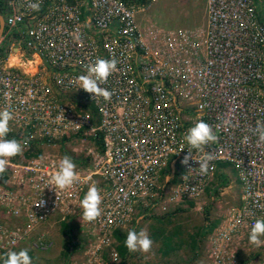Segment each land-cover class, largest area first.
<instances>
[{"label": "built area", "instance_id": "1", "mask_svg": "<svg viewBox=\"0 0 264 264\" xmlns=\"http://www.w3.org/2000/svg\"><path fill=\"white\" fill-rule=\"evenodd\" d=\"M1 2L0 110L13 116L6 138L24 148L17 155L23 160L10 161L0 176V257L24 242L48 246L45 231L35 236L41 227L73 218L90 264L105 262V248L117 260L116 231L141 206H153L169 165L180 178L166 197L178 204L212 191L221 164L230 163L239 203L221 207L206 245L208 264H236V239L249 238L264 219V143L253 132L264 123V0H207V26L179 31L143 29L125 0ZM99 58L117 61L100 83L112 93L109 101L77 89V77ZM199 121L218 138L193 150L197 159L213 155L207 175L196 161L181 163L184 136ZM72 140L84 147L85 161L76 164L78 182L56 194L48 184L62 156L52 150ZM93 184L101 215L86 222L80 202Z\"/></svg>", "mask_w": 264, "mask_h": 264}, {"label": "rangeland", "instance_id": "2", "mask_svg": "<svg viewBox=\"0 0 264 264\" xmlns=\"http://www.w3.org/2000/svg\"><path fill=\"white\" fill-rule=\"evenodd\" d=\"M140 1L141 0L131 1V4L136 6V15L138 16L140 26L147 31L149 30V25L152 23L158 24L157 26L172 27L175 29H189L186 27L194 26H198L200 27L198 29H202L204 24L207 23V0ZM154 29L155 28H153V30ZM153 30L150 29V31ZM83 148L84 147H82L78 140H72L71 142L66 141L58 144L57 148L52 151L60 154L62 158L64 156L72 157L71 159L75 164H80L84 156V152H82ZM40 154H42V151ZM14 158H10V161H12L11 159H13L12 162H16L15 160H23V158L20 159L18 156ZM82 160L85 161V159ZM221 167H223L221 173H226L223 184L220 183L221 173H218L216 182L213 187L210 188L212 191H209V194L206 193L208 195L205 194L206 196L204 195L198 200L181 201L178 204L167 201L165 190L167 186L173 184L171 181L174 177L180 178V174L174 172L175 175H168L172 177L168 182H166V177L168 176L163 177L161 184L162 188L160 189L161 193L159 192L160 195L154 196L150 202V204H153L152 208L150 206H141L139 208L141 213L138 212L137 216L133 217L130 223L121 230L125 236H127L130 230H135L137 232L140 230L146 231L152 240L150 251L147 253L128 252L125 258L119 256V258L115 260L112 256L111 248H105V262L103 264H208L207 256L209 254L207 253L206 240L222 220L221 209H226L230 205L239 203L241 190L240 181L237 178L239 175L233 165L230 163H223ZM7 169H9V166ZM142 209H145V211ZM53 220L44 227H41L40 232L35 234V236L39 237L41 232L45 231L44 240L45 242H49L48 246L44 245L41 246V248H33L29 242H24L12 249V251L27 249L32 258V264H90L88 261L89 255L85 254L87 248L86 241L84 242L80 237L78 239L76 238V248L79 249L69 250L66 260L62 259L64 252H66L65 245L66 243L69 244L72 237L63 232V222H60L59 219ZM68 220L73 222V218ZM205 221L208 222L209 227L214 224L215 226H213L212 231L202 239L200 250L197 255L190 252L189 243L184 244L171 255H163L161 248L163 246L162 240L164 239V234H169V232L176 233V238L178 237L177 234L186 236L187 234L195 232ZM261 240L264 241V237H261ZM72 241L74 242V239ZM235 244H238V248L235 249L234 254L237 259L236 264H264V245L256 247L249 242V238L240 237L236 239ZM95 257L96 256H94L93 260ZM233 264H235V262H233Z\"/></svg>", "mask_w": 264, "mask_h": 264}, {"label": "clouds", "instance_id": "3", "mask_svg": "<svg viewBox=\"0 0 264 264\" xmlns=\"http://www.w3.org/2000/svg\"><path fill=\"white\" fill-rule=\"evenodd\" d=\"M30 7L34 11H39L40 5L39 3H31ZM116 69L117 61L115 59H97L94 64L88 66L87 74H81L77 77V89H83L85 92L92 94L94 99L96 97H103L105 101H109L112 93L105 88H101L100 83L106 82L108 77L115 72ZM11 119H13L11 112L7 109L0 110V176L7 170L10 158L20 155L24 148V145L20 141L6 138L10 131L9 121ZM224 124L226 126H231V118L225 119ZM253 132L258 136V141L264 143V123L258 122ZM217 139L212 127L208 123L204 121L197 122L193 127L188 129L184 136V140L189 147L181 163L183 165H189L190 161H196L199 164V174L207 175L210 162L214 159L213 155L206 154L202 158L197 159L193 154V150L202 151L205 145L215 143ZM183 150L184 148H181L178 152ZM191 169L193 168L190 167V170ZM171 179V176L166 177V182ZM78 180L79 177L76 172V164L71 157L64 156L59 161L57 171L51 175L48 186H51L57 194V189L64 190L69 188L74 183L78 182ZM101 203L102 197L100 192L93 184L88 188V191L80 202V206L83 210V221H95L101 215ZM39 204H43V201L40 200ZM261 237H264V219H257L251 227L249 242L256 247H260L264 245V241L261 240ZM124 244L130 253H147L152 247V240L144 230L138 232L130 230L127 233ZM0 264H32V258L27 249H21L19 251L8 252L5 256L0 257Z\"/></svg>", "mask_w": 264, "mask_h": 264}, {"label": "trees", "instance_id": "4", "mask_svg": "<svg viewBox=\"0 0 264 264\" xmlns=\"http://www.w3.org/2000/svg\"><path fill=\"white\" fill-rule=\"evenodd\" d=\"M128 3H131V1H139V0H125ZM141 1H145V0H141ZM140 1V2H141ZM1 0H0V12L3 13V7L1 6ZM264 12V11H263ZM97 143L99 144V146L101 147V149H103V143L101 142V140H98ZM32 154L34 155H38V152L35 153H27V155L30 157ZM33 156V155H32ZM78 161V160H77ZM221 166H223V163L221 164ZM174 169L173 166H168L167 170H166V175H175L174 174ZM225 173H221L220 177H221V181L220 183L223 184L224 180H225ZM179 182V178L174 177L172 179V183H178ZM208 219V218H207ZM76 224V223H75ZM75 224L72 226V224H68L66 222H63V232L66 233L67 235L69 234V236L72 237V240L76 237L74 234H72V230L76 227ZM215 226L212 225L209 227V224L207 221L204 222L203 225L199 226L195 232L187 234L186 236H182L180 234H177V238L175 237L176 233H172L169 232V234H164V239L162 240L163 246L161 248V252L163 253V255L167 256V255H171L173 252H176L180 247H182L184 244H188L189 243V247H190V252L193 254H198V251L200 250V246H201V241L204 238V236H206L208 233H210V231H212V227ZM70 230V231H68ZM74 231V230H73ZM116 238L118 241V245H117V251L119 253V255L123 258L126 257L127 253L129 252L127 250V248L125 247L124 241L126 239L125 234L121 231L118 230L116 232ZM71 240V241H72ZM75 242V241H74ZM72 241V246L73 243ZM76 244H74L73 248L71 247L70 244H66L65 245V251L63 256L66 258L68 256L69 250L75 249ZM72 252V251H71Z\"/></svg>", "mask_w": 264, "mask_h": 264}, {"label": "crops", "instance_id": "5", "mask_svg": "<svg viewBox=\"0 0 264 264\" xmlns=\"http://www.w3.org/2000/svg\"><path fill=\"white\" fill-rule=\"evenodd\" d=\"M152 25H154V26H156V27H161V26H157L158 24H156V23H152ZM201 26H203V25H201ZM207 26V23L206 24H204V28ZM186 28H189V29H198V28H200V27H198V26H194V27H186ZM161 29H166V30H171V29H173V30H176V31H179V30H182V29H184V28H177V29H175V28H172V27H166V26H163V27H161ZM13 60L15 61V62H19L18 60H17V57H14L13 58ZM225 173V172H224ZM226 174V173H225ZM65 222H67V223H71L72 224V226L75 224V228L71 231L72 232V234H74L76 237L74 238V243H73V246H74V244H76V242H77V240H76V238L78 239L79 237L82 239V240H84V242L86 241V237L81 233V231H80V226H79V222L77 221V220H75V219H73V222L72 221H69V220H66ZM68 231H70V230H68ZM67 235V234H66ZM69 235V234H68ZM71 242V241H70ZM69 242V244L71 245V247L73 248V246H72V242L70 243ZM83 242V243H84ZM67 244V243H66ZM79 245V244H78ZM75 247H77V244H76V246ZM75 249H79V248H75ZM62 259L63 260H66V258L64 257V256H62Z\"/></svg>", "mask_w": 264, "mask_h": 264}, {"label": "water", "instance_id": "6", "mask_svg": "<svg viewBox=\"0 0 264 264\" xmlns=\"http://www.w3.org/2000/svg\"><path fill=\"white\" fill-rule=\"evenodd\" d=\"M5 29V18L4 15L0 12V40Z\"/></svg>", "mask_w": 264, "mask_h": 264}, {"label": "bare ground", "instance_id": "7", "mask_svg": "<svg viewBox=\"0 0 264 264\" xmlns=\"http://www.w3.org/2000/svg\"><path fill=\"white\" fill-rule=\"evenodd\" d=\"M138 9H139V8H138ZM14 57H15V56H14ZM14 57H13V58H14ZM13 58H12V62L17 63V62H15V61L13 60ZM60 151H61V150H60ZM61 153H62V152H61ZM29 154H30V153H29ZM32 155H34V154H32ZM72 155H73V154H72ZM72 155H71V156H72ZM27 156H28V155H27ZM28 157H29V156H28ZM71 158H72V157H71ZM11 160L13 161V159H11ZM79 161H80V160H79ZM177 178H178V177H177ZM167 182H168V181H167ZM171 182H172V181H171ZM163 184H164V183H163ZM213 191H214V190H213ZM163 192H164V191H163ZM160 193H161V192H160ZM163 194H164V193H163ZM208 194H209V193H208ZM208 194H206V195H208ZM159 195H160V194H159ZM206 195H205V196H206ZM161 196H162V195H161ZM158 198H159V197H158ZM204 198H205V197H204ZM160 199H161V198H160ZM163 199H164V198H163ZM200 199H201V198H200ZM202 200H203V199H202ZM156 201H157V200H156ZM200 201H201V200H200ZM149 206H150V205H149ZM170 207H171V206H170ZM145 208H146V207H145ZM151 208H152V207H151ZM160 208H161V207H160ZM142 210L145 211V209H142ZM153 210H154V209H153ZM158 210H159V209H158ZM158 210H157V211H158ZM160 210H161V209H160ZM139 212H140V211H139ZM140 213H141V212H140ZM143 213H144V212H143ZM52 220H53V219H52ZM135 220H136V219H135ZM53 221H54V220H53ZM56 221H57V220H56ZM129 223H130V222H129ZM128 227H129V226H128ZM130 227H131V226H130ZM246 239H247V238H246ZM240 240H241V239H240ZM247 242H248V241H247ZM242 246H243V245H242ZM247 247H248V246H247ZM245 248H246V247H245Z\"/></svg>", "mask_w": 264, "mask_h": 264}]
</instances>
